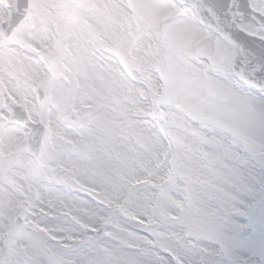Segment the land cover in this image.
<instances>
[{"label": "snow or ice", "instance_id": "obj_1", "mask_svg": "<svg viewBox=\"0 0 264 264\" xmlns=\"http://www.w3.org/2000/svg\"><path fill=\"white\" fill-rule=\"evenodd\" d=\"M129 7L138 21L157 22L150 6L133 0ZM247 7L264 14V0ZM163 39L170 59L139 117L146 148L137 145V158L147 161L141 174L151 184L121 186L124 203L97 192L96 207L106 206L97 226L74 249L52 243L62 237L35 236L48 252L31 264H181L182 244L193 237L229 257L208 264H264V48L238 56L219 26L173 27ZM177 57L190 61L182 71ZM109 163L115 171L107 183L114 185L135 167L127 157ZM24 221L21 231L39 227L28 215ZM166 226L175 242L164 239Z\"/></svg>", "mask_w": 264, "mask_h": 264}, {"label": "rangeland", "instance_id": "obj_2", "mask_svg": "<svg viewBox=\"0 0 264 264\" xmlns=\"http://www.w3.org/2000/svg\"><path fill=\"white\" fill-rule=\"evenodd\" d=\"M13 1L0 0V23L7 17L6 9ZM29 1L30 12L27 20L9 39H0V58L3 61L0 65V128H8L21 134L16 140L17 143L15 142L16 145H12L13 140L0 139V146L7 154L17 157L14 172L10 173L8 170V175L15 183L20 184V187L17 185L14 189L16 201L13 206L22 208L23 205L21 212H14L5 220L6 234L2 239L5 249L11 243L9 240H12L7 236L8 233L17 236L25 232L15 228L14 220L20 218L25 223L24 216L34 213L32 194L36 189L40 191L38 197L54 207L56 197L50 194L47 197L44 188H40L32 178V174L39 175V165L43 162L52 166L55 181L64 186L65 198L58 201L64 206L68 204L73 216L84 226L87 225L86 232L97 226V219L106 207H96L97 192L106 195L113 204L124 203L126 198L120 194L121 186L129 182L135 188L151 184L147 175L141 174L148 170L147 161L137 158V145L146 148L139 131V117L144 115L142 102L150 94L146 73L149 70L153 81L157 83L161 68L158 62L150 63L149 69L145 63H138V60H141L139 44L143 40L150 41L147 30L150 24L138 21L131 12L129 5L133 0H119L127 14L126 18L120 19L121 31L117 30L119 33H113L109 29L112 24V8L104 6L109 0H53L49 9L64 13L67 19L74 17L76 24L60 28L56 23H50L49 35L37 42L31 35L39 36V26L34 17V1ZM135 2L148 5L158 13L154 25L163 42L164 32L173 27L190 28L196 24L201 31L206 29L200 25L195 9L182 7L172 0ZM255 11L262 14L260 8ZM172 15L176 16V19L170 21ZM242 29L264 39V31L253 25H244ZM113 35L119 38L127 37L124 55L115 52ZM93 39L103 41L106 49L111 51V54H116L120 67L109 71L85 64L77 67L73 63L74 58L82 59L86 53L89 54L86 50ZM78 44H81L84 51H78L75 55L67 52L69 47ZM166 48L164 42L162 51ZM122 56H125V59ZM157 57L158 61H165L163 53H159ZM41 59L51 63L49 73H46ZM181 63L183 67L187 66L183 60ZM130 74L132 79L127 80L125 77ZM119 77L123 81L132 82L134 90L125 86ZM38 88L45 91V99L40 106L36 104L35 98ZM70 90H73L72 95L69 94ZM4 92L27 112L34 123L42 124L47 130L37 160L31 158L27 152L28 131L9 124L11 113L3 106ZM74 112L78 113L77 118L72 116ZM70 118L74 120L66 124ZM65 147H68L71 153L62 156L59 151ZM126 157L132 159L135 164L131 177H120L119 185L107 183L108 177L115 171L109 161L115 158L124 160ZM10 203L11 201L7 204ZM1 205L3 201L0 199ZM25 209L28 211L25 212ZM166 233L172 234L170 227L166 226ZM186 239L191 241V246L179 253L181 264H208L209 258H229L227 253L223 256L217 255L218 246L212 241L197 240L195 237ZM36 253H44V250H36L31 255L35 258Z\"/></svg>", "mask_w": 264, "mask_h": 264}, {"label": "bare ground", "instance_id": "obj_3", "mask_svg": "<svg viewBox=\"0 0 264 264\" xmlns=\"http://www.w3.org/2000/svg\"><path fill=\"white\" fill-rule=\"evenodd\" d=\"M34 1V17L37 19L36 23L39 26L38 28V35L36 36L31 35L33 39H35L37 42H41V39L49 35L50 29V23H56L60 28H66V26H72L76 24L75 18L67 19L64 13L55 12L53 10L49 9V4L53 0H33ZM119 0H109L106 4H104L107 8H112V13L110 15V19L112 20L111 27H109L110 31L113 33H119L117 30L121 31L120 19L123 20V18H126L127 14L125 10L120 5ZM0 13H1V7H0ZM143 26V25H142ZM190 29H194L197 31H201L199 27L195 26L190 27ZM148 34L150 35V41L146 40L141 42L139 44V50L141 60H138V63H145L147 65L146 68H150V63L158 62L159 65L163 62L158 61L157 55L159 53H163L165 56V61L170 59V49L167 46V48L162 51V46L164 44L161 37L158 36L156 27L154 24H150L148 27ZM202 32V31H201ZM115 38L116 43V53L124 55L125 49L127 48L126 43L127 37H121L119 38L116 35H113ZM127 41V42H126ZM81 44L69 47L67 52H71L72 55H75L78 51H84L81 48ZM87 48V47H85ZM89 54L86 52V56L82 59L80 58H74L73 63L79 67L81 64H85L92 67H97L100 70H109L114 71V67H120V63L118 58H116V54L113 52L111 54V51H108L106 49V46L103 41H97L96 39H93L92 44L88 46V49L86 50ZM89 55V56H88ZM125 59V56H122ZM111 59V60H110ZM127 60V59H126ZM184 61L187 65L190 63V61L187 59V57H177L175 60V67L177 70L182 71L184 67L182 66L181 61ZM164 61V62H165ZM3 63L2 59L0 58V65ZM112 64V65H111ZM111 65V66H110ZM145 65V66H146ZM160 65V66H161ZM113 68V69H112ZM145 68V69H146ZM144 69V71H145ZM194 70V66H193ZM126 71L127 68H126ZM148 73H146V83L147 88L150 91L152 90V86H156L157 83L154 80L151 72L147 70ZM144 73V72H141ZM126 76V75H124ZM134 77V74H133ZM120 78V77H119ZM127 80H131L132 76L130 74L129 77H125ZM122 83L127 86L130 89L134 90V87L132 85V82L130 81H123L122 78H120ZM69 94H73V90L69 91ZM72 116L78 117V113L74 112L72 113ZM74 120V118H70L66 121V124ZM20 132L10 130L8 128H0V139H6L9 141H12V145H16V140L19 138ZM4 141V140H2ZM16 142V143H15ZM1 145V141H0ZM59 154L62 156H67L71 153V150H69L68 147L60 149ZM54 153L56 151L53 150ZM18 162L17 157L9 155L6 153V150L0 146V199L3 201V206L1 208L0 206V260H11L14 262V264H31V261L34 259V257L31 255L36 250L42 249L44 250V253L48 252V249L46 246L41 245L36 239L35 236L37 235H43L48 240H52L53 236L56 237H62L60 240L52 241L54 244H59L61 247H63L65 244L69 245L71 248H76L82 238V235L86 232V229L84 225L79 222L73 214L69 211L68 204L65 206L58 200L65 198V189L64 186L59 184L55 181V173L54 169H52V166L48 162H43L39 165V175L32 174V178L38 183L40 188H44V192L46 196L53 195V197H56L55 202H53V206H49V203H45L42 198L38 197V194L40 193L39 189H36L35 192L32 194V201L34 204V213H36L35 216H31V213L28 214L30 218L39 224V227L32 228L29 227L23 235H13L10 234L9 238L12 240H9L11 243L9 244V247L6 249L1 250L2 246V239L6 231V218L10 217L12 213H14V204L16 201V198L14 196V189L17 188V185L19 183H15V181L8 175V170L10 173L14 172V164ZM17 169V167L15 168ZM32 169V168H31ZM19 175L22 176L21 173ZM37 195V197L35 196ZM10 203L8 205L7 203ZM13 207V209H12ZM67 208V209H66ZM16 211V210H15ZM46 230V231H44ZM165 240H171L175 242V237L169 233H166L164 236ZM187 240V239H186ZM191 246V241H188L186 243L182 244L183 250H186L188 247ZM52 253H49L51 255Z\"/></svg>", "mask_w": 264, "mask_h": 264}, {"label": "water", "instance_id": "obj_4", "mask_svg": "<svg viewBox=\"0 0 264 264\" xmlns=\"http://www.w3.org/2000/svg\"><path fill=\"white\" fill-rule=\"evenodd\" d=\"M182 4L194 5L197 7L198 15L201 21L207 27H221L228 34L231 43L236 46L240 52L241 57L259 54L260 50L264 48V41L251 38L244 32L238 30L236 27L244 22H252L255 25L264 29V18L248 9L247 0H177ZM28 10V3L26 0H20L17 7L12 10L10 22L4 27L2 33L6 38L11 32L17 28L25 19ZM41 97V95H40ZM6 104L13 107L8 98ZM15 112H19L13 107ZM23 114L17 113L16 121L24 123L33 131L32 149H38L40 138L43 136V131L31 126L30 123L23 117Z\"/></svg>", "mask_w": 264, "mask_h": 264}]
</instances>
